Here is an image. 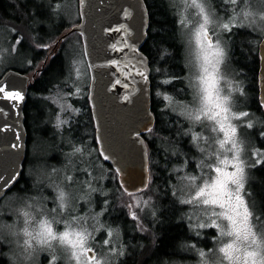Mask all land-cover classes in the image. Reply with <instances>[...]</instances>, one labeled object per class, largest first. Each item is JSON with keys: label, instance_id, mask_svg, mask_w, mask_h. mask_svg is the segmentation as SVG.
<instances>
[{"label": "rangeland", "instance_id": "rangeland-1", "mask_svg": "<svg viewBox=\"0 0 264 264\" xmlns=\"http://www.w3.org/2000/svg\"><path fill=\"white\" fill-rule=\"evenodd\" d=\"M18 1L21 3L22 13L21 9L15 7L10 9L6 7L5 0L1 1L2 8L11 14V18L15 20L14 16H19L20 25L9 19L0 21V74L8 67L22 68L27 72L36 71L41 67L39 62L56 38V51L54 50L55 53L51 57L56 54L58 58H62L63 70H54L49 76L47 74L42 80L43 85L39 87L41 89L38 93L34 92L35 89H31L28 93L29 105L34 104V110L29 112V116L33 114L35 116L27 120L29 137L22 166L23 180L17 184L16 188L8 190L0 198V254L5 257L2 262L4 264H49L50 258L55 256L54 264H77L71 258L70 252L55 242L53 248H41L37 245L31 249L24 247L26 237L22 231L25 226L23 212L28 211L33 221L37 222L55 216L56 220L60 221L55 225L58 232L63 231L70 220L77 229H80L82 225L93 234L94 239H89V246L96 250V259L100 261V264H123L121 259L126 253L127 244L122 241L121 226L109 215L111 214L110 205L102 215L98 216L99 224H103V228H99L96 223L97 214L104 208V201L115 200L112 202L116 204L119 202L129 218L132 212L137 214L140 219L139 222L134 221L135 229H133L138 234H144L146 227L142 226L141 222L151 220L153 214L155 215L152 208L155 198L154 194L150 193V189L145 193L140 191L128 194L120 186L113 185L116 175L114 177L110 168L98 155L97 144H93L94 146L91 144L90 123L87 122L84 114L88 71L79 34L76 31L66 32L78 20L77 0ZM168 2L173 7L177 18V31L183 46L182 59L186 68L183 79L189 91L186 93L187 97L182 99H178V95L176 97L168 95L169 93L161 96L163 92L161 88L166 89L165 86L168 84L163 83L168 80L164 78L159 80L163 87L155 88L154 96L161 102L159 109L167 110L166 115L174 113L176 119L179 118L178 116L183 118L188 129L192 121L186 119L183 113L186 109H191L194 104L192 85L197 69L192 63L194 60L192 53L196 48L194 34L201 17L198 8L192 4V0H168ZM202 2L203 0H196V4ZM233 8L236 9L235 12L232 11ZM205 9L218 17L219 22L227 21L230 15H236L240 27L252 29L258 36H264V19L261 18L264 17V0H240V3L235 6L222 3V0H208ZM3 17L4 14L0 10V19ZM181 19L185 20V24L178 22ZM20 26L24 32L21 31ZM41 26L45 30L39 31ZM214 28H216L215 24L209 25L210 35H213ZM52 29H54L53 32H51ZM27 30L28 32L25 33ZM17 38L20 40L19 44H16ZM217 39L227 51V58L220 67L222 74L220 87L224 94L230 96L232 113H248L246 117L230 121L237 126V136L241 141V157L246 162L247 183L250 178V182L254 180L252 166H254L253 161L258 159L254 153L264 149L254 146L252 133L246 125L250 123L252 127H255L261 124L255 114L244 105L247 99L244 95V81L229 65L227 33L216 28L213 35L214 42ZM38 45L47 47L41 48ZM77 69H79V76H77ZM76 89H79L78 93ZM166 96L170 99L166 100ZM58 118L59 121H65L59 127L57 126ZM213 127L215 125L207 120L194 125L192 131L201 133L204 139L198 141L197 146H193L195 151L189 156L180 155L183 154L180 153L183 149L177 148L178 151H176L174 148L170 151L168 159L172 163V178H169L170 181L165 186H168L169 192L178 203L181 199H188L189 194L195 191V188L190 187L188 177L197 176L195 184L199 186L202 180L214 175L207 165L213 164L217 157L231 159L232 153L228 151V146L226 145L224 149L219 146V140L223 138V134L213 131ZM76 148L81 151L76 152ZM201 148L205 151H200ZM178 169L181 170L177 171ZM69 176L72 177L71 182L67 179ZM88 181H91L92 187L96 189L95 192H90ZM59 190H64L69 198L68 207L63 212H60L55 202ZM252 193L248 197L250 207L255 208L264 217L257 196L254 192ZM137 201L140 202V207L135 206ZM144 201L148 203L145 204ZM130 204L131 208L128 207ZM182 205L183 211L180 218L186 223L192 236L204 239H199L198 242L196 239L191 240L181 251L183 255L180 257H170L153 263L146 261L148 263L144 264H226L219 249L230 242L231 238L222 236L216 228L199 227L200 224H209V210L202 205ZM54 207L57 209L56 213L51 212ZM78 217H83V220L76 219ZM218 222L226 224L225 221ZM255 227L264 231V224L257 223ZM96 228L99 230H95ZM109 228L118 229V236L114 232L112 237L108 238ZM106 238L109 239L108 245L103 243ZM113 247L116 248L114 254L110 251ZM92 264H95V261Z\"/></svg>", "mask_w": 264, "mask_h": 264}, {"label": "water", "instance_id": "water-1", "mask_svg": "<svg viewBox=\"0 0 264 264\" xmlns=\"http://www.w3.org/2000/svg\"><path fill=\"white\" fill-rule=\"evenodd\" d=\"M78 20L66 32L76 31L88 71L86 98L100 154L107 149L113 169H122L118 183L128 192L146 187L149 178L147 146L142 133L153 124L147 56L140 50L148 14L144 0H77ZM65 34V33H64ZM56 44V41L54 42ZM259 101L264 110V36L258 40ZM136 65L130 74L126 70ZM143 69L146 79L137 73ZM34 79L8 67L0 74V86L19 91L23 101L0 94V198L19 179L26 151L24 104L27 86ZM141 139H137V133ZM15 145V147H14Z\"/></svg>", "mask_w": 264, "mask_h": 264}, {"label": "trees", "instance_id": "trees-1", "mask_svg": "<svg viewBox=\"0 0 264 264\" xmlns=\"http://www.w3.org/2000/svg\"><path fill=\"white\" fill-rule=\"evenodd\" d=\"M1 1L3 0H0V10L3 12L4 17L0 19V21L9 19L19 24V16H14L16 18L15 20L11 18V14L2 8ZM5 2L6 7L10 9H13V7L21 9L22 13L23 9L18 0H5ZM144 3L148 14V24L146 27L145 39L140 50L148 59L150 109L153 113L154 121L151 126L153 131H145L142 133L147 146L149 170L148 182L146 187L142 190V193L150 189V193L154 194L155 203L152 208L155 215L153 214L151 220H141V225L146 227V231L144 234H138L134 230V221L127 216L126 211L121 207L120 203L118 202L116 204V202H112L115 200H111L107 203L108 207L110 205L111 214L109 215L115 223L121 226L123 232L122 241L124 244H127V247L125 246V248H127L126 253L121 259L123 264H132L133 262H136V264L148 263L146 261H152L153 263L161 259L180 257L183 255L181 251L191 240L196 239L198 242L199 239H204L192 236L188 226L183 219L180 218L183 205L176 201L169 192L168 186H165V184L170 181L169 178H172V163L168 159L170 151L174 148L176 151H178L177 148L183 149V152H180L183 153L180 154L182 157L189 156L191 152L195 151L190 142V135L186 134L185 129H187V126L183 118L177 115L179 118L176 119L174 113L166 115L168 111L162 108L159 109L161 102L154 96V89L163 87V84H160L159 80L164 78L171 80V82L165 86L166 89L161 88V91L163 90L160 94L161 96L169 93L168 95H173V97L178 95V99H182V97H187L186 93L189 91L183 79L186 68L184 60L182 59L183 46L181 37L177 31L176 14L168 0H144ZM20 29L24 32L21 26ZM42 29L45 30L43 26L39 27V31ZM53 31L54 29H52L51 32ZM27 32L28 30L25 33ZM227 35L229 38V65L244 81V95L247 98L244 105L255 114L258 122L261 124L260 126L258 125L247 129L252 133V143L254 146L264 149V110L259 101L258 88L259 53L257 43L261 37L258 36L254 30L244 27L233 28L232 32L227 33ZM52 64H56V66H52ZM61 66L62 58H58V55L55 54L43 68V73L39 74V77L41 76L39 80L27 86L26 101L23 109L26 132L29 130L27 122V120H29V112H31L32 109L34 110V107L32 108L34 104L29 105V91L35 89L36 91L34 92L38 93L41 89L39 87L43 85L42 80L44 77L47 74L49 76L54 70H63V66ZM15 69L21 70L26 74L33 72H27V70L25 71V69L22 68ZM176 77H178V79H175ZM85 107V119L90 123L91 134L89 133V135L90 137L92 136L91 144L93 143L95 145L96 142L95 139H93V126L87 98ZM28 137L27 133L26 143ZM93 144L92 146H94ZM98 155L100 156L99 153ZM173 157L178 158L177 156ZM102 161L110 168V171L115 177L116 173L113 167L103 159ZM252 167L254 180L250 182V178V180L247 181L246 191L256 194L259 207L262 211L261 213L264 214V163H257ZM22 180L23 173L21 171L19 179L11 189L16 188L17 184ZM113 182V185L116 184L118 187L120 186L116 177ZM140 191L141 190L128 192V194L139 193ZM152 219H154V221Z\"/></svg>", "mask_w": 264, "mask_h": 264}, {"label": "snow or ice", "instance_id": "snow-or-ice-1", "mask_svg": "<svg viewBox=\"0 0 264 264\" xmlns=\"http://www.w3.org/2000/svg\"><path fill=\"white\" fill-rule=\"evenodd\" d=\"M207 3L208 0H203L201 4H196V0H192V4L199 10L201 19L195 30L196 48L192 53L194 56L192 63L197 69L195 81L192 85L194 89V104L191 109H186L183 113L186 119L192 121L186 134L190 135L192 145L194 147L197 146V142L203 140L204 137L201 133L193 132L192 128L195 124L207 120L215 125L212 129L213 131L223 134V138L219 140L220 148L224 149L227 145L228 151L232 153V156L231 159L228 157H217L213 164L207 165L210 172L214 175L202 180L199 186L195 184L197 176L188 177L190 187L195 188V191L189 194L188 199H181L180 203L202 205L206 210H209V224H200L199 227L210 226L216 228L222 236L231 238L230 242L225 243L219 249L226 264H264V231L255 227L257 223L264 224V217L255 208L250 207L248 200L250 193L245 189L246 162L241 157V141L237 136V126L230 122L232 119L246 117L248 113H232L230 96L224 94L220 87L222 79L220 67L227 58V51L221 46L219 39L215 42L213 40L216 28L223 32L231 33L233 28L241 25L238 23L236 15H230L227 21L219 22V18L215 17L211 11H206L205 5ZM222 3L235 6L240 3V0H222ZM232 11L235 12L236 9L233 8ZM261 18L264 19V17ZM178 22L185 24L184 19ZM213 24L216 25V28L213 29V35H210L209 25ZM19 43L20 40L17 38L16 44ZM38 47L44 48L47 46L38 45ZM135 68L136 65H131L130 68L126 66V70L130 74ZM137 74L146 79L143 69ZM77 76H79V69H77ZM175 79H178V77ZM170 82L171 80L163 81V83ZM75 91L78 93L79 89ZM240 91L242 92V90ZM0 94H3L4 97L11 101L19 102L24 100L21 92L8 91L3 86H0ZM165 99L168 100L170 98L166 96ZM61 123H65V121H59L58 118L57 126L59 127ZM246 127L250 128L252 124L249 123ZM145 131L152 132L153 129L152 127H146ZM137 139H141V133L139 132L137 133ZM75 151L80 152L81 149L76 148ZM200 151L203 152L205 150L201 148ZM101 155L106 161L111 158L107 153V149H103ZM254 155L258 159L253 161V165L264 163V151L257 150ZM229 168L232 170H228ZM180 170L178 169L177 171ZM122 171V169H117L116 175H121ZM67 179L69 182L72 181L71 176L67 177ZM10 182H12V178H9V181L3 186ZM87 183L90 192H95L96 189L92 187L91 181ZM3 186H0V188ZM120 187L125 192L129 191L125 183H120ZM140 190H143V186ZM68 199V194L64 190L57 192L55 202L60 212L67 209ZM107 203V201H104V208L96 217V223L99 228H103L104 225L99 224L98 216L107 210ZM144 203L147 204L148 201H144ZM135 206L140 207V202L137 201ZM128 207L131 208L132 205L130 204ZM216 209H219V211H216ZM51 212L56 213V207L52 208ZM23 216L25 217V226L22 229L23 235L26 237L24 240L25 248L31 249L34 245L41 248H53L55 242L64 246L77 264H92L93 261H95V264H100V261L96 259V250L89 246V239H94L93 234L82 225L80 229H77L70 220L65 225L64 230L58 232L55 225L59 224L60 221L56 220L55 216H52L51 219L39 220L38 222L33 221L28 211H24ZM76 219L83 220V217ZM130 219L139 222L140 218L135 212H132ZM218 221H225L226 224ZM99 228L95 230L98 231ZM114 232L118 236V229L109 228L107 237L111 238ZM103 243L108 245L109 239H104ZM110 251L114 254L116 248L113 247ZM55 259L56 257L52 256L49 264H54Z\"/></svg>", "mask_w": 264, "mask_h": 264}, {"label": "flooded vegetation", "instance_id": "flooded-vegetation-1", "mask_svg": "<svg viewBox=\"0 0 264 264\" xmlns=\"http://www.w3.org/2000/svg\"><path fill=\"white\" fill-rule=\"evenodd\" d=\"M57 39V38H56ZM56 39L53 41V43H52V46L49 48V50H47V52H45V54H44V56H43V58H42V60L39 62V65H41V67L40 68H38V69H36V71H34V79H33V81L32 82H30L29 84H33V83H35L37 80H39V74H42L43 73V68L45 67V65H47L48 64V62H49V60L52 58L51 56L55 53V49H56V44L54 43L55 41H56ZM82 47V46H81ZM55 50V51H54ZM54 51V52H53ZM53 52V53H52ZM52 53V54H51ZM48 55H49V57H48ZM48 57V58H47ZM51 57V58H50ZM39 73V74H38ZM28 84V85H29ZM34 106H32V108H33ZM32 112V111H31ZM25 116V115H24ZM32 116H35L34 114L33 115H31V116H29V117H31L32 118ZM92 120V119H91ZM93 126V125H92ZM90 136V135H89ZM93 137H94V129H93ZM94 139V138H93ZM91 141H92V138H91ZM93 144V143H92ZM96 144V143H95ZM2 259L4 260L5 259V257H3L1 254H0V264H4L3 262H2Z\"/></svg>", "mask_w": 264, "mask_h": 264}, {"label": "bare ground", "instance_id": "bare-ground-1", "mask_svg": "<svg viewBox=\"0 0 264 264\" xmlns=\"http://www.w3.org/2000/svg\"><path fill=\"white\" fill-rule=\"evenodd\" d=\"M25 117V116H24Z\"/></svg>", "mask_w": 264, "mask_h": 264}]
</instances>
